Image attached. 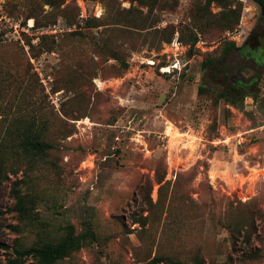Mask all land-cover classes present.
Segmentation results:
<instances>
[{
    "label": "rangeland",
    "instance_id": "1",
    "mask_svg": "<svg viewBox=\"0 0 264 264\" xmlns=\"http://www.w3.org/2000/svg\"><path fill=\"white\" fill-rule=\"evenodd\" d=\"M203 1L0 0V264L68 224L95 238L57 264H264V72L233 105L202 65L264 16L241 0L234 30L198 31ZM27 124L44 158L14 148Z\"/></svg>",
    "mask_w": 264,
    "mask_h": 264
},
{
    "label": "trees",
    "instance_id": "2",
    "mask_svg": "<svg viewBox=\"0 0 264 264\" xmlns=\"http://www.w3.org/2000/svg\"><path fill=\"white\" fill-rule=\"evenodd\" d=\"M131 2H138L143 4L145 1L151 3L155 0H129ZM260 6L261 14L264 16V0H253ZM216 4L219 7L217 12H212L210 6ZM242 12L241 0H204L203 3L196 7L192 18H194L195 28L202 31L205 28L217 27L222 31H232L239 24ZM175 31L172 30L169 38L166 40L170 42ZM199 32H192L188 39H184L190 45L188 55L194 53V46L198 41ZM179 39L182 40V33L179 34ZM42 38V36H41ZM30 43V42H29ZM236 45L233 41H227L221 48V53L217 58H206L202 65L209 67L215 60H218ZM126 67V65H125ZM224 97L231 104L236 105L238 99L232 97L224 91L218 92V98ZM216 101V100H215ZM46 128L44 124L34 127L33 124H27L24 128L18 130L15 135L16 151H21L36 158H44L49 149L53 148V144L46 141ZM13 149V148H12ZM4 160H0V177L5 168ZM31 200H25L22 197H17L15 209L20 214L29 218L30 220H37L38 216L34 215L33 209L27 206ZM94 233L90 227H87L82 232H75L73 225L68 224L65 232L57 240H45L25 248H13V257H7L4 264H57L59 261L70 257L74 252L79 251L83 246L93 241ZM31 262H27L28 260ZM162 257H154L152 262L163 261ZM172 263V260H168ZM175 264V263H174Z\"/></svg>",
    "mask_w": 264,
    "mask_h": 264
},
{
    "label": "flooded vegetation",
    "instance_id": "3",
    "mask_svg": "<svg viewBox=\"0 0 264 264\" xmlns=\"http://www.w3.org/2000/svg\"><path fill=\"white\" fill-rule=\"evenodd\" d=\"M232 53L240 57L236 64L233 63ZM209 68L221 73L223 77H233L227 89L222 91L236 99L252 96L254 84H258L264 72V32L251 31L240 45H236L224 56L215 60ZM244 70H250L252 73L244 74Z\"/></svg>",
    "mask_w": 264,
    "mask_h": 264
},
{
    "label": "built area",
    "instance_id": "4",
    "mask_svg": "<svg viewBox=\"0 0 264 264\" xmlns=\"http://www.w3.org/2000/svg\"><path fill=\"white\" fill-rule=\"evenodd\" d=\"M178 41H177V38H176V40H174V43H177ZM170 68H172V69H177V67H176V65L174 64V66L172 67H170V66H161L160 68H159V70L161 71V72H166V71H169V69Z\"/></svg>",
    "mask_w": 264,
    "mask_h": 264
}]
</instances>
